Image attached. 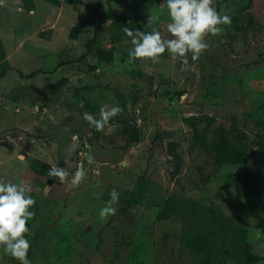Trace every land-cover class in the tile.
<instances>
[{
    "label": "rangeland",
    "instance_id": "1",
    "mask_svg": "<svg viewBox=\"0 0 264 264\" xmlns=\"http://www.w3.org/2000/svg\"><path fill=\"white\" fill-rule=\"evenodd\" d=\"M21 2L0 6V178L31 188L35 216L25 234L31 264H264V236L256 229L264 222V155L249 154L241 166L214 165L185 122L206 115L227 129L235 118L249 141L264 135V0H214L231 24L205 37L207 50L196 61L189 58L186 70L167 51L158 63H128L131 38L112 42L109 15L136 18L132 31L155 29L169 37L164 0L58 2L56 43L44 47L36 39L51 36L45 29L51 24L31 20L47 4L36 1V15H29L18 10ZM151 14L160 20L149 22ZM97 22L96 43L114 48L109 65L94 55L79 61L86 39H69L72 27L92 31ZM62 76L75 79L69 96L52 89ZM102 106L123 111L98 132L83 114L99 118ZM203 128L198 125L200 134ZM170 143L178 144L182 159L175 180ZM73 144L79 145L74 151ZM88 146L91 165L81 155ZM44 163L67 168L65 183L45 184L36 174ZM80 164L87 178L73 186ZM113 188L116 215L101 221ZM167 200L177 214L159 220ZM219 216L245 233L223 232ZM239 253L256 261L246 263ZM5 258L0 264H19Z\"/></svg>",
    "mask_w": 264,
    "mask_h": 264
},
{
    "label": "clouds",
    "instance_id": "2",
    "mask_svg": "<svg viewBox=\"0 0 264 264\" xmlns=\"http://www.w3.org/2000/svg\"><path fill=\"white\" fill-rule=\"evenodd\" d=\"M167 7L169 22L167 32L169 37H162L160 31L153 30L145 33L140 30L132 31L124 27L122 31L131 38L133 48L129 51L128 63L136 60H150L158 63L162 54L166 51L173 62L179 61L182 69L189 66V58L196 61L207 50V35L217 36L224 29L221 25H230L231 17L221 15L212 5L214 0H164ZM3 6V0H0ZM159 14H151L149 22H158ZM119 106L108 108L102 106L99 110V118L89 113L83 114V119L96 131L103 132L109 121L122 113ZM75 139V138H74ZM79 145H71L75 150ZM89 152L81 153L91 165L94 157ZM68 165V161L65 160ZM94 175H100L99 169H93ZM48 178L58 179L63 184L69 177L67 168L53 165L47 172ZM87 178V171L82 164L77 165L71 178L73 186H79ZM31 188L23 182H7L0 178V249L7 256L17 260L19 264H31L27 258L30 249V241L26 238L29 232L27 227L35 213L31 208L35 205L34 198L30 195ZM109 200L99 211L101 221H106L117 212L116 204L119 202V193L113 188L109 193ZM259 235V233H257Z\"/></svg>",
    "mask_w": 264,
    "mask_h": 264
},
{
    "label": "trees",
    "instance_id": "3",
    "mask_svg": "<svg viewBox=\"0 0 264 264\" xmlns=\"http://www.w3.org/2000/svg\"><path fill=\"white\" fill-rule=\"evenodd\" d=\"M22 3L23 7L27 10H32L34 8L31 0H22ZM63 3L80 4L81 0H63ZM108 18L110 20V29L114 32L112 39L113 43L120 41L126 35L122 31L124 27L129 28L131 26V22L136 21V18L127 16L109 15ZM100 29L101 26L99 22H97L92 31H89L85 25L74 26L71 28L69 33V39L71 41H76L83 35L86 39L83 45L84 52L81 54L79 61L85 60L89 55H94L99 63L109 65L113 62L114 48L107 50L102 46H98L96 43L99 39ZM89 34L90 36L87 37ZM185 122L190 128L192 140L210 156L214 165L241 166L245 164L249 154L264 155V135L256 133L254 139L249 141L247 133L240 128L239 123L235 118L231 119V124L227 129L222 125L214 126V118L206 115L192 116L186 119ZM200 124H204L202 134H200L197 129ZM177 148V143H170L167 148V153L172 161L173 167L170 174L171 180H175L181 171L180 168L182 165V159L177 152ZM51 167V165L44 163L36 172L37 176L44 180L45 184L48 186L52 185L55 180L53 178H48L47 176V172ZM195 206L196 205H193V207ZM173 214H177L176 209L173 208V201L167 200L161 209L158 219L164 220ZM218 225L220 230L223 232L236 234L245 233L243 228L228 223V221L221 216L218 218ZM256 229L264 236V222L257 224ZM238 255H240L246 263L256 261L244 253H239Z\"/></svg>",
    "mask_w": 264,
    "mask_h": 264
},
{
    "label": "crops",
    "instance_id": "4",
    "mask_svg": "<svg viewBox=\"0 0 264 264\" xmlns=\"http://www.w3.org/2000/svg\"><path fill=\"white\" fill-rule=\"evenodd\" d=\"M36 1H42V2H45L47 4V5H45L46 6L45 9H43L45 11H43L40 15L39 14L38 15L35 14L34 8L32 10H26L23 7V3L22 2H21V4H22L23 9L20 8L18 10L19 11H22V10L25 11L26 10L25 12L29 13V15H34L35 14L36 15V18L35 19L32 18L33 20H31L33 23L40 24V25H42V24L43 25H45V24L46 25L47 24H51V26L45 28L47 31H49V33L51 34V36L45 37L44 39H42V37H37L38 39H36V38L35 39L39 41V42H36V43L38 45L43 46V47L45 46V44H51L53 46V42L56 43L55 37L57 36V34H56L55 20H56L57 16L59 15L58 12H56L55 10L56 9L57 10H60L62 8V7H59L60 6L59 4H62L63 0H56V1H53V0H31V3L33 4V6H35V2ZM58 2H59V4H58ZM55 3H57V4H55ZM39 9L41 10V8H39ZM53 23H54V25H53ZM41 31H44V30L41 29ZM35 32L37 33V31H35ZM28 39H29V37H28ZM68 42H69V40L66 41V43H68ZM83 42H84V40H83ZM61 67H57L55 69L56 71L60 72V74L62 73V68ZM62 77H64L62 79V83L60 85H58L56 88L54 87L52 89L55 90V92H56L57 95H59V94L62 95L65 92L66 96H69L70 93L68 92L67 89L69 88V86L71 85V83H73L72 81H74L75 79L74 80H71V79L66 78V76H62ZM61 87H62V90L63 91H60ZM30 90L32 92H34V89H31L30 88ZM31 91H28V92H31ZM130 258L131 257H129V261L131 260ZM125 260L127 262L128 261V257H125ZM0 261H3V263L8 262L7 259L5 258V255L3 254V252L0 253Z\"/></svg>",
    "mask_w": 264,
    "mask_h": 264
}]
</instances>
